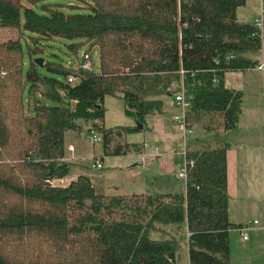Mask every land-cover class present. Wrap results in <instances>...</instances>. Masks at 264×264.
<instances>
[{
  "label": "trees",
  "instance_id": "1",
  "mask_svg": "<svg viewBox=\"0 0 264 264\" xmlns=\"http://www.w3.org/2000/svg\"><path fill=\"white\" fill-rule=\"evenodd\" d=\"M246 3L0 0V264H179V235L190 264H232L230 232L244 224L229 220V145L218 132L188 143L183 193L109 196L86 175L52 182L72 175L65 137L82 121L106 156L144 153L145 143L126 140L137 125L101 123L107 96L121 95L145 129L184 86L191 125L209 115L237 128L244 92L226 74L257 68L263 50L261 27L238 21ZM94 47L100 71L76 69Z\"/></svg>",
  "mask_w": 264,
  "mask_h": 264
},
{
  "label": "rangeland",
  "instance_id": "2",
  "mask_svg": "<svg viewBox=\"0 0 264 264\" xmlns=\"http://www.w3.org/2000/svg\"><path fill=\"white\" fill-rule=\"evenodd\" d=\"M251 9L247 10L260 16L264 9V0H248ZM240 8H244L240 7ZM66 10V7L64 8ZM263 18L264 15L260 16ZM259 19V18H258ZM263 33L262 63L264 62V24L261 26ZM84 50L82 51V53ZM93 69L100 71V56L97 47L90 50ZM231 87L241 89L244 92L243 113L241 116V127L235 131L236 136H244L249 133L251 126H259V108H264V71L255 69L232 72L229 77ZM168 112L161 115H148L144 130L129 132L126 135L128 142H143L146 144L143 154L130 153L120 156H106L101 140L90 139L91 136L98 137V134L90 131L91 123L82 121L80 131H69L65 137V144L69 156H73L71 162L75 165L71 176L63 181H55V184L67 186L75 180L83 171L88 176L100 194L109 196H133L136 194H165L183 193L186 189V180L177 177V173L185 166V156L182 153L183 144L175 145V142L182 140L181 127L175 123L173 116L178 112V106L173 105ZM105 118L103 125L106 128L117 126L133 127L136 121L125 113V104L121 95L107 96L104 101ZM222 121V118H219ZM218 119V120H219ZM208 123V122H207ZM206 123V124H207ZM215 124L212 123V125ZM210 126V124H208ZM208 133L207 130L195 124L193 132L187 135V140L202 137ZM72 148V149H71ZM98 160L102 165L101 169L93 168ZM231 263H250V251H243L236 230L230 232ZM178 237V236H177ZM164 238V237H161ZM182 247L179 252V264H189L188 248L184 238L179 235ZM6 249L13 258H26L27 252H23L12 244H5ZM249 247V245H246ZM43 253L47 252L42 247ZM39 251H35L37 256Z\"/></svg>",
  "mask_w": 264,
  "mask_h": 264
},
{
  "label": "crops",
  "instance_id": "3",
  "mask_svg": "<svg viewBox=\"0 0 264 264\" xmlns=\"http://www.w3.org/2000/svg\"><path fill=\"white\" fill-rule=\"evenodd\" d=\"M249 5L250 3L247 0L244 8L238 9V21L254 23L256 19L264 15V9H262L260 16L256 15L253 10L244 12L245 10L243 9L247 6L248 9H251ZM231 74L232 72L226 74V86L236 89L229 84ZM172 107L174 106L171 104L170 108ZM258 110V116L260 117L259 126L252 125L249 128V133L244 136H236L234 134L241 127V119L238 127L229 131L223 129L219 116H204L201 121L192 125L194 128L195 124H200L208 131L206 135L200 138L213 137L218 132L219 140L229 145L227 150L229 220L232 224L244 225L253 223L255 220L259 221V224L253 225L249 231V239L247 241L242 240V235L238 229H233L238 233V240L244 246L243 251H250V263L240 262L238 264H264V108L260 107ZM207 122L211 125L210 129L205 128ZM214 122L215 124L212 125ZM216 127H220V129L218 131L214 130ZM181 142L182 140L177 141L175 145H179ZM72 157L70 156L67 160H71ZM73 168H75V165ZM83 174L85 173L81 171L80 175ZM246 245H249V247Z\"/></svg>",
  "mask_w": 264,
  "mask_h": 264
},
{
  "label": "built area",
  "instance_id": "4",
  "mask_svg": "<svg viewBox=\"0 0 264 264\" xmlns=\"http://www.w3.org/2000/svg\"><path fill=\"white\" fill-rule=\"evenodd\" d=\"M257 26L261 27L263 26V18H259V19H256L255 22H254ZM88 57V56H86ZM81 68V69H84V70H87V71H92L93 70V65L90 61L82 64V65H77V68ZM258 69L259 70H262L264 71V63H261L259 66H258ZM69 81L70 82H73L75 81V78L74 77H70L69 78ZM193 99V95L189 92H186V89L184 86H182L181 88V91L179 93H177L174 97V104L175 106H178V112L173 116V121L175 123H177L180 127H181V130H182V146H183V150H182V153L184 154V156L186 155V148H187V145L190 141L187 140V135L192 133L193 132V127L192 125L190 124L189 120L187 119V114L191 108V101ZM95 141V140H101V138L98 136H91L90 139H92ZM72 149V148H71ZM100 162L98 160L95 161V163L93 164V168H96V169H101L102 168V165L99 164ZM194 162L193 161H187L185 159V166L181 169V171L179 173H177V177L178 178H182V179H185L187 178V174H188V166L189 165H193ZM64 179H58V180H54L52 183L54 185H57L55 184V181H63ZM57 186H61V185H57ZM259 224V221L258 220H255L253 223H249V224H246L244 225L243 227H240L238 230L239 232L241 233L242 235V240L244 241H247V239H249V231L252 229L253 225H258Z\"/></svg>",
  "mask_w": 264,
  "mask_h": 264
},
{
  "label": "water",
  "instance_id": "5",
  "mask_svg": "<svg viewBox=\"0 0 264 264\" xmlns=\"http://www.w3.org/2000/svg\"><path fill=\"white\" fill-rule=\"evenodd\" d=\"M41 62H42V60H39V63H41ZM136 125H137L138 130L144 129V125L142 123H140L139 121H136Z\"/></svg>",
  "mask_w": 264,
  "mask_h": 264
}]
</instances>
